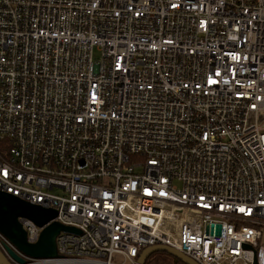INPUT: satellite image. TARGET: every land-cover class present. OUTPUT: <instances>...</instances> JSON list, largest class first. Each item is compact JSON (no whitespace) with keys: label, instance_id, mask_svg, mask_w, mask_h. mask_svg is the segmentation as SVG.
Masks as SVG:
<instances>
[{"label":"built area","instance_id":"obj_1","mask_svg":"<svg viewBox=\"0 0 264 264\" xmlns=\"http://www.w3.org/2000/svg\"><path fill=\"white\" fill-rule=\"evenodd\" d=\"M0 190L26 264H264V0H0Z\"/></svg>","mask_w":264,"mask_h":264},{"label":"water","instance_id":"obj_2","mask_svg":"<svg viewBox=\"0 0 264 264\" xmlns=\"http://www.w3.org/2000/svg\"><path fill=\"white\" fill-rule=\"evenodd\" d=\"M56 217V211L44 208L37 204H31L18 197L0 190V233L19 252H15L10 246L4 245L9 258L0 250V264H25L26 258H53L57 256L56 236L60 232L78 233L71 226H65L57 221L50 222ZM19 218L31 220L36 226L41 227L38 239L30 243L26 239ZM219 226H217V233ZM155 251H163L183 264H198L182 252L168 245H152L144 248L134 264H144L146 258Z\"/></svg>","mask_w":264,"mask_h":264},{"label":"trees","instance_id":"obj_3","mask_svg":"<svg viewBox=\"0 0 264 264\" xmlns=\"http://www.w3.org/2000/svg\"><path fill=\"white\" fill-rule=\"evenodd\" d=\"M144 264H183L180 260L173 258L163 251L151 253L145 260Z\"/></svg>","mask_w":264,"mask_h":264},{"label":"rangeland","instance_id":"obj_4","mask_svg":"<svg viewBox=\"0 0 264 264\" xmlns=\"http://www.w3.org/2000/svg\"><path fill=\"white\" fill-rule=\"evenodd\" d=\"M95 54H96V52H95ZM175 184H178V183L175 182ZM178 185H179V184H178ZM124 264H130V263H129V262H125Z\"/></svg>","mask_w":264,"mask_h":264},{"label":"bare ground","instance_id":"obj_5","mask_svg":"<svg viewBox=\"0 0 264 264\" xmlns=\"http://www.w3.org/2000/svg\"><path fill=\"white\" fill-rule=\"evenodd\" d=\"M23 229H24V228H23ZM145 248H146V247H145ZM143 249H144V248H143ZM143 249H142V250H143ZM142 250H141V251H142ZM139 254H140V253H139ZM139 254H138V256H139ZM138 256H137V257H138ZM136 259H137V258H136ZM191 259H192V258H191ZM135 261H136V260H135ZM25 264H26V263H25Z\"/></svg>","mask_w":264,"mask_h":264}]
</instances>
